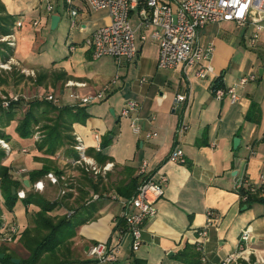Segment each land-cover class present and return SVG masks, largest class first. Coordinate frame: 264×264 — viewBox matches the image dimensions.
Instances as JSON below:
<instances>
[{
	"label": "crops",
	"instance_id": "1",
	"mask_svg": "<svg viewBox=\"0 0 264 264\" xmlns=\"http://www.w3.org/2000/svg\"><path fill=\"white\" fill-rule=\"evenodd\" d=\"M1 1L9 14L22 21L27 9L24 2ZM76 5L77 27L66 37L67 51L59 60L50 57L45 68L63 71L66 81L85 83L86 87L77 89L81 93L107 89L105 100L88 105L92 116L72 127L74 137L82 139L89 157L103 165L99 162L100 152L108 157L104 164L111 163L112 166L104 177H94L74 166L72 158L63 151L49 158L58 159L63 171L57 175H63L66 183L60 181L54 185L45 180L43 191L48 199L56 186L66 187L67 181L74 182L71 196L65 198L75 209L68 212L67 204H61L58 212L54 209L53 214H73L84 221L77 227L72 249L73 259L87 262L71 264H218L236 250L239 234L247 226L252 232L256 252L249 261L240 264H264V202L247 205L234 190L240 177L246 176L250 182L256 183L264 174V35L254 47H250L247 41L250 32L243 33L234 22L206 24L200 28L199 41L213 45L209 61L213 72L204 79L196 78L193 69L185 70L181 66L158 68V44L149 38L150 32L142 41L140 35L143 31L136 32L138 54L134 61L121 60L117 65L112 58L105 57L110 63L101 62L91 69L84 65V58L93 59L83 40L95 28L106 25L109 17L105 11H90L84 0H78ZM62 10L70 22L63 0ZM53 14L57 13L49 14L48 24ZM131 23H137L135 15H132ZM75 45L86 47L79 60H75L73 53ZM70 46L74 48L70 49ZM39 65L33 63L31 66ZM247 74H254L255 81L239 85L240 77ZM218 77L222 87L236 88L238 99L234 103L228 97L214 98L213 87ZM176 95L186 98L176 104ZM130 100L139 104L133 115L142 127L139 134L132 132L130 119L120 115L123 105ZM252 106L255 110L248 118ZM181 120L185 121L187 128L178 134ZM13 125L9 128L11 133ZM147 132L154 135L148 138L145 136ZM95 134L99 135V150L95 148ZM234 138L239 139L235 146ZM21 141L13 134L8 142L13 148ZM22 142L17 148L22 153L26 149L22 157L26 161L24 167L27 171L41 168L45 155L35 149L32 140ZM175 147L183 150V163L168 161V155ZM33 148L34 154L27 153ZM8 158L7 155L3 163L10 170L21 167L8 164ZM144 160L148 161L151 171L160 170L167 177L164 194L156 202L157 213L143 224L142 244L138 250L132 249L131 237L126 233L116 261L98 263L89 257L87 250L98 242L115 244L120 231L125 230L121 216L123 206L119 199L128 198L125 195L129 192L127 188L137 187L140 183L142 176L138 174V168ZM27 175L28 172L24 176L16 174V177L28 180ZM30 186L32 188L30 184L25 187ZM259 192L258 197L263 199L264 190ZM94 195L98 198L94 199ZM36 210V206L18 201L11 212L3 213V217L18 222L23 230ZM208 210L213 213V221L208 225L204 244L206 260L202 261L195 242L198 231L206 224ZM190 247L194 248V258L186 253L178 256ZM1 248L16 252L10 246L0 245Z\"/></svg>",
	"mask_w": 264,
	"mask_h": 264
},
{
	"label": "built area",
	"instance_id": "2",
	"mask_svg": "<svg viewBox=\"0 0 264 264\" xmlns=\"http://www.w3.org/2000/svg\"><path fill=\"white\" fill-rule=\"evenodd\" d=\"M66 11L70 15L69 28L77 27L75 18L78 15L76 3L78 0H63ZM86 7L90 11H105L109 17L106 25L95 28L87 37L83 44L90 51L91 58L98 60L101 58H112L118 65L121 60L132 62L138 54L136 42V32L143 31L140 39L145 41L147 33L149 38L158 44L157 66L160 69H171L181 66L183 69H193L194 75L198 79H204L213 72L210 59L213 52L211 43L202 44L198 39V30L206 24L221 23L226 21L234 22L244 33L249 31L247 41L250 47H254L259 39L264 35V0H84ZM47 11L51 12L53 7L47 4ZM137 17V23H131V17ZM38 25L35 20L32 26ZM22 27V21L17 20L15 29ZM15 31L0 37L1 42L9 46L15 45ZM70 46V49H73ZM10 59L0 61V68L10 69ZM33 73V70H30ZM254 74H247L240 77L238 83L241 86L255 81ZM144 79H142L143 81ZM86 87L83 82L67 81L64 88L68 89V95L77 99L80 106H88L100 103L106 98L107 89L92 90L81 93L79 88ZM78 89V90H77ZM214 98L222 100L229 98L231 103L238 99V93L234 86L216 87L213 89ZM184 95H176V104L185 100ZM55 105L60 104L52 95L46 97ZM7 105V104H5ZM139 108L136 101H127L120 112L122 117L130 119V127L133 133L139 134L142 131L137 117L133 116ZM187 125L181 120L178 127V134L184 132ZM154 134L147 132L146 137L150 138ZM74 148L79 153V158L73 161L86 173L97 177H104L111 168V163L103 165L97 164L94 159L85 155L86 147L79 136H75ZM96 150L100 149L99 135H94ZM2 147L9 153L11 151L7 143L0 139ZM23 151H25L23 149ZM168 161L173 163H183L184 153L179 147H175L168 155ZM26 168H19L15 171L17 175L27 174ZM138 174L142 179L136 187L135 193L128 198H120L122 203V219L125 223V230L120 231L116 243L108 245L98 242L92 244L87 253L90 258L98 263L114 262L117 259L119 245L124 234L131 237V247L138 250L142 244L141 230L148 218L156 215V202L163 196L167 177L160 170L151 171L148 161H142L138 168ZM44 179L51 184L57 185L64 180L63 175L49 171ZM34 191L44 189V181L37 180L32 184ZM234 190L244 203L248 201V195L264 190V174H261L256 183H252L246 176L240 177ZM19 199L26 197L25 191L17 193ZM98 198L97 195L93 196ZM115 198V197H114ZM213 221L212 211H206V224L198 231L195 242L196 250L202 255L205 261L204 244L208 237V225ZM22 230L18 222L4 220L0 227V245L13 242L15 237ZM252 245V232L250 227H245L238 237L237 248L234 252L227 254L218 264H240L241 261H249L252 254H255Z\"/></svg>",
	"mask_w": 264,
	"mask_h": 264
},
{
	"label": "trees",
	"instance_id": "3",
	"mask_svg": "<svg viewBox=\"0 0 264 264\" xmlns=\"http://www.w3.org/2000/svg\"><path fill=\"white\" fill-rule=\"evenodd\" d=\"M18 17L7 12L4 3L0 0V37L13 33ZM15 54L14 48L5 42L0 41V61H7ZM45 63L39 66H33L36 71H41L38 75L39 81L45 79L47 72L52 69L45 68ZM61 80L66 78V74L61 72ZM23 77V76H21ZM13 82L9 80V75L0 74V87L8 86ZM221 86V79L218 77L213 87ZM23 106L24 113L22 117L17 118L19 107ZM255 107L252 106L247 117H251ZM92 116L88 106H68L55 105L51 101L40 98H32L28 100L18 99L16 101L10 100L7 107L0 105V139L10 141L14 134L19 140H32L38 152L45 155V164L39 169L31 170L27 179L30 185L35 180L42 177L49 171L56 174L61 172L53 167L52 160L49 158L55 156L58 152L63 151L66 156L71 157L72 161L79 158L78 151L74 148L75 138L73 135V124L84 122L86 118ZM15 123V124H14ZM14 124V125H13ZM13 125L12 133L9 128ZM39 134V139L34 141V135ZM21 141V142H22ZM23 143V142H22ZM98 153L99 162L104 164L108 158ZM85 155H89L85 150ZM7 157L6 151L0 147V227L3 223V213L5 211L11 212L16 203L21 201L24 205H34L37 210L30 216V223L19 232L14 239L19 242L20 247L26 251L24 257H18L15 254H9L5 257V249L1 250L3 258L0 261L6 264H14L10 258H18V264H71V263H85L87 261H79L73 259L74 249L73 237L76 235L77 227L84 221L78 220L73 214L56 215L51 213L58 203H52L47 199L46 194L34 191L31 186L26 188L24 179L14 178L10 173V167L3 163ZM138 186V185H137ZM26 190V197L19 199L17 191L19 189ZM136 187L130 186L127 188V195L130 197L135 193ZM259 191L248 195L246 204H251L255 201H261ZM71 195H67L69 197ZM185 253L194 258L195 251L190 247L185 252H180L179 257Z\"/></svg>",
	"mask_w": 264,
	"mask_h": 264
},
{
	"label": "rangeland",
	"instance_id": "4",
	"mask_svg": "<svg viewBox=\"0 0 264 264\" xmlns=\"http://www.w3.org/2000/svg\"><path fill=\"white\" fill-rule=\"evenodd\" d=\"M14 2L18 3H25L26 4V10H25V16L22 17V24L23 27L15 30V45L11 46L14 48V56L10 57V69H2L0 68V74L9 75V80L13 82L12 84L4 87H0V105L3 107H7L10 100H18V99H32V98H40L43 97L46 99L48 95H52L53 98H56L61 105H68V106H74L76 105L77 99L74 97H70L68 95L69 91L65 90L64 84L67 82V78H64L63 80L60 79L62 74H60L63 71H60L58 69H53L47 72L45 79L40 80L38 78V75H40L41 71H36L35 68H32L31 66L34 64H44L50 57L56 58L59 60V57L66 53L67 46H66V37L68 34H72L71 30L69 28V20L67 16L64 14L62 10V0H13ZM13 2V3H14ZM51 4L53 7L52 12L47 11V4ZM50 13H57L56 15L61 17V20L57 27L55 29L50 28V23L48 24V16ZM93 15V14H92ZM91 16V15H90ZM92 18V16H91ZM21 20V19H20ZM37 21L38 25L32 26L33 21ZM149 42V40H147ZM85 47V46H84ZM83 46L75 45L74 55L75 60H79V56H82L85 53V48ZM82 58V57H81ZM101 62L110 63V60L108 59H100V60H86L84 58V65L85 67H89L91 69H95L96 66H98ZM33 70V73L30 71ZM23 76V77H21ZM7 104V105H5ZM24 113L23 106L19 107L17 118L22 117ZM34 141L39 139V134H35ZM7 145L10 147L11 151L8 153L0 143V147L3 148L7 155H8V164L13 163L15 166H21L16 168L15 170L11 169L10 173L14 178L16 177L15 171L19 168H26L25 163L26 161L22 158L24 157V154L26 152V149H24V153L21 152V149H18L17 147L22 142H19V145H14L13 148L9 144V142L5 141ZM34 149V148H33ZM36 149V148H35ZM35 149L33 151H30L28 149L27 153L34 154L36 151ZM55 158V157H54ZM46 162L44 161V164ZM51 164L53 167H56L61 173L62 169L58 165V159L52 160ZM74 165V164H73ZM43 166V165H42ZM76 167H79L78 165H74ZM80 168V167H79ZM27 169V168H26ZM28 170V169H27ZM30 171H28L29 173ZM45 174L38 178L37 180H43L44 181V189H45ZM19 179V178H17ZM21 179V178H20ZM35 180V181H37ZM66 179L62 180L65 182ZM34 181V182H35ZM33 182V183H34ZM67 186L63 187V185L60 184V186H56V190L53 189V192L51 193L49 199L52 203H58V206L55 208L58 210L62 206L61 204H67L68 212L75 209V206L73 204H70L66 200V196L71 194L73 190L71 189L74 186V182L67 181ZM66 183V182H65ZM70 187V191L67 189ZM43 189V190H44ZM20 190H24L26 194V190L21 188L17 191V193ZM41 191V193H44V191ZM21 200V199H20ZM54 211V210H53ZM53 211L51 213H53ZM62 215V214H59ZM3 221L6 220L4 217H2ZM11 220V219H9ZM16 238V237H15ZM14 245V246H13ZM1 246H10L17 252H6L5 251V257L6 259L9 257V254L17 255L18 257H24L26 255V252L24 250H19L20 245L19 242L16 240H13V242L9 244H1ZM3 251V248H1ZM0 250V251H1ZM1 254V253H0ZM14 258V257H13ZM12 258H10L11 261ZM18 259V258H16ZM5 262H8L7 260ZM5 262L0 261V263Z\"/></svg>",
	"mask_w": 264,
	"mask_h": 264
},
{
	"label": "water",
	"instance_id": "5",
	"mask_svg": "<svg viewBox=\"0 0 264 264\" xmlns=\"http://www.w3.org/2000/svg\"><path fill=\"white\" fill-rule=\"evenodd\" d=\"M58 22H59V16L58 15L53 14V15L50 16V28L51 29H55L57 27V25H58ZM233 142H234V146H235L236 144H238L239 139L238 138H234ZM24 185L28 187V185H29L28 180H24ZM262 201L264 202V198L262 199ZM0 258H3V254L2 253L0 254ZM19 261L20 260L16 259V258H12L11 259V262L14 263V264H18Z\"/></svg>",
	"mask_w": 264,
	"mask_h": 264
}]
</instances>
